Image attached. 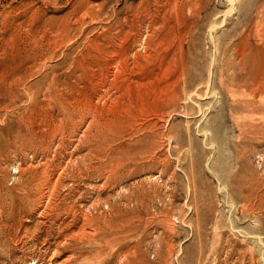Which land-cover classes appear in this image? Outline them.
<instances>
[{
    "label": "rangeland",
    "instance_id": "1",
    "mask_svg": "<svg viewBox=\"0 0 264 264\" xmlns=\"http://www.w3.org/2000/svg\"><path fill=\"white\" fill-rule=\"evenodd\" d=\"M264 0H0V264H264V139L222 143L221 74Z\"/></svg>",
    "mask_w": 264,
    "mask_h": 264
},
{
    "label": "bare ground",
    "instance_id": "2",
    "mask_svg": "<svg viewBox=\"0 0 264 264\" xmlns=\"http://www.w3.org/2000/svg\"><path fill=\"white\" fill-rule=\"evenodd\" d=\"M232 44L220 80L222 143L228 134L259 135L264 139V15Z\"/></svg>",
    "mask_w": 264,
    "mask_h": 264
}]
</instances>
